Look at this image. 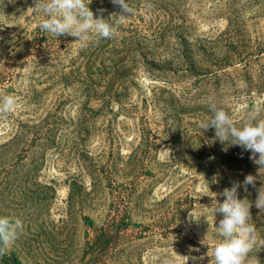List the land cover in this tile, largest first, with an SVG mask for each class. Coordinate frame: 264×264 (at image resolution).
<instances>
[{
  "label": "rangeland",
  "instance_id": "rangeland-1",
  "mask_svg": "<svg viewBox=\"0 0 264 264\" xmlns=\"http://www.w3.org/2000/svg\"><path fill=\"white\" fill-rule=\"evenodd\" d=\"M128 3L98 43L41 31L32 0L0 3L14 25L0 28V96L17 100L0 115V216L24 224L0 264H214L219 194L241 182L256 200L264 168L198 125L209 97L238 127L264 109V0ZM89 7L118 22L111 0ZM251 213L264 264V213Z\"/></svg>",
  "mask_w": 264,
  "mask_h": 264
},
{
  "label": "clouds",
  "instance_id": "clouds-1",
  "mask_svg": "<svg viewBox=\"0 0 264 264\" xmlns=\"http://www.w3.org/2000/svg\"><path fill=\"white\" fill-rule=\"evenodd\" d=\"M91 3L92 0H32V5L28 8L32 9L34 15L43 13L44 19L39 21L41 31L56 38L61 35L71 36L75 38L74 41L82 43L93 41V38L97 43L101 39L117 38L121 23L135 14V9L129 5L128 0H111V3L119 8V12H116L118 22H109L110 18L94 16L89 7ZM4 26L14 25L5 22L0 28ZM16 104L17 100L13 95L0 96V115L11 113ZM208 107L211 115L199 122V128L204 132L210 128L214 129L215 140L222 145L239 146L250 152L249 159L258 166V170L264 168V109L259 106L250 108L238 127L233 117L217 106L214 97L208 98ZM256 182L257 176L247 175L242 182L244 191L247 192L249 185L255 188ZM240 187L241 182H234L231 188H225L219 194L224 197L223 202L216 201L214 215L216 218L219 214L222 219L215 227L222 239L216 243L213 250L214 264H259L258 259L249 256L256 249L258 242L257 229L252 223L251 208L254 203L259 214L264 213V183L257 189L254 202L247 198H239ZM189 217L197 221L200 219L193 211L189 212ZM23 231L24 224L20 218L0 216V255L7 254ZM180 257L181 261L165 258L163 264H188L189 260L195 264L197 259H203L191 255Z\"/></svg>",
  "mask_w": 264,
  "mask_h": 264
},
{
  "label": "trees",
  "instance_id": "trees-1",
  "mask_svg": "<svg viewBox=\"0 0 264 264\" xmlns=\"http://www.w3.org/2000/svg\"><path fill=\"white\" fill-rule=\"evenodd\" d=\"M13 138H11L7 143H6V145L8 144V145H11V143H13Z\"/></svg>",
  "mask_w": 264,
  "mask_h": 264
}]
</instances>
